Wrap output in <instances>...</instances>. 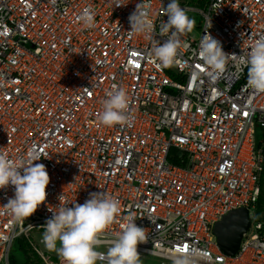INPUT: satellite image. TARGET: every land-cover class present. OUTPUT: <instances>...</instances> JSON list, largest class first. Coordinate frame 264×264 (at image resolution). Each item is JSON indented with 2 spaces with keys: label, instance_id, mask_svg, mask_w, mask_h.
I'll return each mask as SVG.
<instances>
[{
  "label": "built area",
  "instance_id": "1",
  "mask_svg": "<svg viewBox=\"0 0 264 264\" xmlns=\"http://www.w3.org/2000/svg\"><path fill=\"white\" fill-rule=\"evenodd\" d=\"M178 2L197 36L181 35L173 64L162 67L152 49L167 39L159 28L169 0H0V153L18 164L35 150L49 175L45 201L23 220L5 207L14 186L0 189V264L16 238L96 192L119 203L100 253L133 217L147 236L138 264H264V221L254 210L264 92L247 86L240 60L264 37V0ZM140 3L155 28L132 34ZM85 8L95 13L92 28L78 19ZM205 34L237 55L211 76L198 55ZM113 86L127 92L129 121L107 127L99 113ZM240 207L250 225L228 254L212 230Z\"/></svg>",
  "mask_w": 264,
  "mask_h": 264
},
{
  "label": "clouds",
  "instance_id": "2",
  "mask_svg": "<svg viewBox=\"0 0 264 264\" xmlns=\"http://www.w3.org/2000/svg\"><path fill=\"white\" fill-rule=\"evenodd\" d=\"M114 5L120 7L124 4L115 0ZM148 15L149 10L142 3L138 4L129 16L131 30L128 32H153L155 26L149 22ZM163 16H167V21L161 23L159 35L167 39L163 43L157 42L152 54L159 61L158 66L167 67L173 64L177 56L179 37L191 30L193 22L179 6L178 0H169L167 6L163 7ZM94 17V11L85 8L78 19L85 28H92ZM198 55L209 69L210 76L223 69L227 56L237 57L235 54L226 55L220 42L210 34L202 37ZM240 60L247 68V86L257 93L264 92V37L256 39ZM128 103L127 92L113 86L99 113L100 123L107 127L127 123ZM40 159L39 153L32 150L26 159L17 164L0 153V189L14 186V197L5 205L14 220L31 216L46 199L49 175L44 164L34 163ZM118 210L119 203L114 198L103 192L90 193L83 204L60 207L57 212H52V217L43 225L42 242L48 250L57 253L62 264H97L98 260L102 264H138L137 245L146 242L147 236L145 229L137 226L133 217H129L106 253L96 251L99 234L113 222Z\"/></svg>",
  "mask_w": 264,
  "mask_h": 264
},
{
  "label": "rangeland",
  "instance_id": "3",
  "mask_svg": "<svg viewBox=\"0 0 264 264\" xmlns=\"http://www.w3.org/2000/svg\"><path fill=\"white\" fill-rule=\"evenodd\" d=\"M196 18V17H195ZM198 19V17H197ZM197 21V20H196ZM189 34L193 36H197L196 30L191 28L190 31H188ZM263 134L258 126L255 127V134H254V145L258 146L260 139L262 138ZM44 232V228H38V229H32L27 233V237L29 238L28 241L31 244V248L28 251V255L31 257L30 264H47L44 260V257H47L49 260L52 261L53 264H58L59 262L55 261L53 258H60L55 251L48 250L44 243L42 242V235ZM57 247H59V242H57ZM102 249V248H98ZM102 250H105L104 248ZM33 251H35L36 255L41 258V262L36 261L37 256L33 254ZM9 264H25V257L24 253L22 252L20 248L19 241L16 239L12 242L10 250H9ZM139 261L150 263V264H157V261L155 259L146 258V259H139ZM97 264H102L101 261H97Z\"/></svg>",
  "mask_w": 264,
  "mask_h": 264
},
{
  "label": "water",
  "instance_id": "4",
  "mask_svg": "<svg viewBox=\"0 0 264 264\" xmlns=\"http://www.w3.org/2000/svg\"><path fill=\"white\" fill-rule=\"evenodd\" d=\"M250 225L248 209L240 207L229 211L214 224L213 233L219 247L228 254H234L239 246L242 234Z\"/></svg>",
  "mask_w": 264,
  "mask_h": 264
},
{
  "label": "trees",
  "instance_id": "5",
  "mask_svg": "<svg viewBox=\"0 0 264 264\" xmlns=\"http://www.w3.org/2000/svg\"><path fill=\"white\" fill-rule=\"evenodd\" d=\"M172 162H174L176 164H182L180 161H177V160H173ZM254 210H255V220L264 221V168H263V171H262L260 179H259V192H258V196L256 199ZM16 239L19 241L20 248H21L22 252L24 253V257H25L24 263L30 264L31 257H30V255H28V251L31 248V244L28 241L29 238L25 235H22L21 237L16 238ZM35 253L36 252L33 251V254H35ZM53 259L55 261L59 262L60 264H62V261L60 258L54 257ZM36 261L41 262V258L39 256H37Z\"/></svg>",
  "mask_w": 264,
  "mask_h": 264
}]
</instances>
